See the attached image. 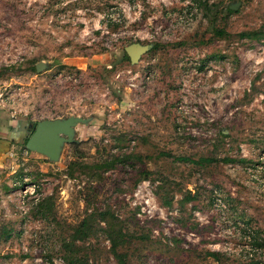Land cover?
Listing matches in <instances>:
<instances>
[{
  "label": "rangeland",
  "instance_id": "rangeland-1",
  "mask_svg": "<svg viewBox=\"0 0 264 264\" xmlns=\"http://www.w3.org/2000/svg\"><path fill=\"white\" fill-rule=\"evenodd\" d=\"M0 107L85 119L0 165V264H264V0H0Z\"/></svg>",
  "mask_w": 264,
  "mask_h": 264
},
{
  "label": "water",
  "instance_id": "water-1",
  "mask_svg": "<svg viewBox=\"0 0 264 264\" xmlns=\"http://www.w3.org/2000/svg\"><path fill=\"white\" fill-rule=\"evenodd\" d=\"M239 2L231 3L229 8L235 10ZM150 48L149 44L139 42L131 43L124 47L131 63H136L139 57ZM42 63L36 64V70H40ZM78 123H85L80 116H68L66 118L42 119L37 121L34 130L26 140L25 148L38 152L52 161H56L64 143H72L74 127Z\"/></svg>",
  "mask_w": 264,
  "mask_h": 264
},
{
  "label": "crops",
  "instance_id": "crops-1",
  "mask_svg": "<svg viewBox=\"0 0 264 264\" xmlns=\"http://www.w3.org/2000/svg\"><path fill=\"white\" fill-rule=\"evenodd\" d=\"M32 128V122L16 117L11 112L0 107V165L8 157L13 156L15 149L20 145L21 141L24 140L25 144V140L31 134ZM35 153L38 154V152ZM39 155L47 158L40 153Z\"/></svg>",
  "mask_w": 264,
  "mask_h": 264
},
{
  "label": "built area",
  "instance_id": "built-area-1",
  "mask_svg": "<svg viewBox=\"0 0 264 264\" xmlns=\"http://www.w3.org/2000/svg\"><path fill=\"white\" fill-rule=\"evenodd\" d=\"M149 77H146V79H148ZM142 209V211L144 212H147V213H152V211H153V208H154V205H152L151 203H150V200L149 199H147V200H145L144 201V205L141 207Z\"/></svg>",
  "mask_w": 264,
  "mask_h": 264
},
{
  "label": "trees",
  "instance_id": "trees-1",
  "mask_svg": "<svg viewBox=\"0 0 264 264\" xmlns=\"http://www.w3.org/2000/svg\"><path fill=\"white\" fill-rule=\"evenodd\" d=\"M227 9H228V10L230 9L229 6H228ZM123 57H124L125 59H128V60L130 61V59H129V57H128V55L126 54L125 51H124V55H123ZM35 124H36V123H35ZM35 124H33V128H32V130H31V133H32V131L34 130V126H35ZM25 143H26V140H25ZM72 144H74V142H72ZM105 214H106V212H100V213H99L100 217L103 218V219H105ZM118 232H119V234H121L120 231H118Z\"/></svg>",
  "mask_w": 264,
  "mask_h": 264
}]
</instances>
